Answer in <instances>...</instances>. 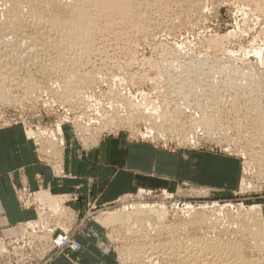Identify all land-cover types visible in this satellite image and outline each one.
I'll return each instance as SVG.
<instances>
[{
  "label": "rangeland",
  "instance_id": "374dc122",
  "mask_svg": "<svg viewBox=\"0 0 264 264\" xmlns=\"http://www.w3.org/2000/svg\"><path fill=\"white\" fill-rule=\"evenodd\" d=\"M71 1H57L58 4L53 5L52 9L48 8L50 11L47 10L44 15L51 17L56 14L55 16L68 18L69 6L77 0ZM88 1L92 2V0ZM135 4L132 7V10L135 8L134 11H128L136 15L130 13V16L133 15L130 23H128L130 16L123 14L124 16L121 17L122 14L119 13L120 16L118 14L115 16L121 17L120 20L117 18L119 21L116 19V25L110 24L106 18L99 21V27L103 26L102 29L100 28L102 32L96 26L95 32L91 33L94 34L93 37L89 36L90 39H83V42L82 39L79 41L71 39L72 42L65 40V43H71L68 44L69 51L65 50L66 56H64L65 52L58 55L55 52L58 49L54 48L62 43L64 45V41H52L55 46L51 44V48L54 51L49 48L50 52L46 50L47 55V52L42 50L44 56L39 60L43 63L39 61L37 64L33 60H26L25 62H29L26 65L20 63L22 69H18L17 76L0 83L3 85V88L0 86V131L18 128L25 135L33 133L31 137L28 135L27 137L34 142L40 162L43 166L51 167L56 173L60 172L59 175H64L65 155L70 157L67 158V162L73 167L72 170H79L82 164L80 160L94 158L92 150L101 145L102 140L116 137L122 140L123 142L120 143L123 144L146 142L155 150L160 148L172 154L192 152L200 156H216L217 167L223 165V168L226 167L225 170L231 171V176L215 182L173 177L167 180V184H156L151 188L125 192L108 204L98 206L94 204L95 202H91L86 210L71 207L67 202L69 199L77 201L81 198L77 193L56 194L66 196L62 200V205L67 210V214H64L66 216L54 211L51 205L56 204L55 202H50L51 205L45 203L52 209V213L46 209L41 223L45 227L50 225L56 228L57 232L64 230L73 232L74 238L82 244L79 249L85 246L82 251L74 252V257L72 256L74 260L72 259L71 263L68 261L67 264H178L176 257L169 261L161 257L148 261L150 258L146 256L145 258L144 255L151 250L154 252L152 246L162 244L164 241L176 242L178 239L188 241L187 248L190 246L193 248L195 245L190 243L196 239L209 238H220L221 244L242 245L240 253L245 257L244 259L250 261L254 258L251 261L256 259L262 261L264 248L259 250L257 243L256 247L254 243L256 238L252 239L253 234H248V231L242 229V223L249 221L245 218L249 217L245 216V213L248 214L251 206H264V0H138V2L135 0ZM10 6L8 1L0 0V35L3 34V41L8 39L2 43L5 45V42L11 39L10 43L8 42L10 48L6 46L7 44L4 48L9 49L8 51H13L14 48L15 51H21L24 45L41 47L39 41L36 43L37 41L32 38L44 23L38 25L37 22H33V25L28 21L20 24L10 23L8 17L6 19ZM106 22L109 26L105 25ZM39 25L41 28L35 29V26ZM58 26L55 27L60 30L63 28ZM55 27L53 32L56 31ZM19 37L21 42H17L16 38ZM15 41L17 43H14ZM79 46L81 48L78 50ZM85 46L90 49L86 50ZM75 48L77 49L74 50ZM82 48H85V52L82 50L84 58L81 55L80 58L77 54ZM259 53L263 55L259 56ZM53 55L55 58L59 57L55 59ZM70 58H73L72 61ZM76 58L78 61L81 60V64L77 61L80 65L75 62ZM18 60L13 59V63H17ZM67 60L71 65L73 64L70 65L71 69L69 63H67L68 67L65 63ZM190 61H195L197 65L199 63L197 66L199 70L194 69L195 75L190 76L193 83L187 86L183 82L188 76L183 69ZM52 62L54 64L56 62L57 69ZM60 62L64 68L60 66ZM20 67L18 64V68ZM69 73L77 76L74 78L76 84L81 80V84L79 83V87L77 84L76 91L73 92L72 100L66 95L67 88L64 82ZM66 75L67 77H63ZM249 92L252 94L250 95ZM121 98H128L130 102L137 103L141 108V114H130V106L121 104L123 102ZM119 100L122 101L120 104ZM148 106H152V109ZM153 107L156 110L158 108V114ZM166 114L172 116L170 120L165 118ZM207 119H211V122ZM206 122L212 125L207 123L208 125L205 126ZM59 127L63 129L60 130ZM42 131L47 135H40ZM52 133H57L60 137L64 136L65 139L64 144L53 145L55 150L49 145ZM141 133L147 136H142ZM186 136L191 137L192 143L185 138ZM151 175L157 177L155 172ZM159 180L160 177L157 181ZM37 197L36 194L35 202L38 201ZM37 203L39 204L36 205L37 209L42 215V208L46 206L41 202ZM143 204L157 207H147ZM162 205L164 208L161 209ZM94 206L96 208L93 209ZM133 206L137 207L133 208ZM165 207L168 208V213L163 219L156 209L163 211L167 209ZM188 213L202 214L214 220V224L212 221L211 223L203 221L202 224L195 223L191 224L192 226L180 225L179 222L183 224L189 217ZM100 217L104 219L103 224L96 221ZM263 217L259 215L258 218L250 219L253 232L263 230ZM136 220L142 225L146 224L148 228L143 232L132 233L126 222ZM158 224L174 226V237L165 228H161L162 231L156 230L154 226ZM86 227L88 230H85ZM85 232H87L86 240L81 236ZM38 239H36L37 243L41 244L32 252H29L31 249L29 247L16 251L1 245L0 264H30V262L54 264L58 256L65 254L66 251L79 250L54 247L45 233H41ZM28 241L31 246L33 239L29 238ZM130 247L132 254L138 253V250L141 253L144 249L145 251L149 249L150 251L147 250L143 255L146 260L129 255ZM220 248L223 250L225 248V251L227 248L228 251L226 245L222 244ZM4 250L8 252L3 253ZM21 254H24L23 260L19 259ZM190 260L188 259L187 263L192 264V257Z\"/></svg>",
  "mask_w": 264,
  "mask_h": 264
},
{
  "label": "crops",
  "instance_id": "0c3cea01",
  "mask_svg": "<svg viewBox=\"0 0 264 264\" xmlns=\"http://www.w3.org/2000/svg\"><path fill=\"white\" fill-rule=\"evenodd\" d=\"M121 141L116 137L102 140L101 145L92 150L94 158L80 160L79 170H72L67 162L70 157L65 155L64 175L59 176L51 167L43 166L34 142L21 129L0 131V233L7 238L18 236L25 222L37 216L35 208H24L20 204L15 191L19 185L26 184L35 191L50 190L54 194L77 193L81 198L69 201L71 207L86 210L91 202L98 206L108 204L125 192L167 184L173 177L215 182L231 176V171L225 170L223 165L217 167L216 156L192 152L178 155L160 148L155 150L146 142L123 144ZM153 172L156 178L151 175ZM159 177L161 180L157 181ZM86 233L81 234L84 240ZM84 247L66 251L54 264L71 263L74 252Z\"/></svg>",
  "mask_w": 264,
  "mask_h": 264
},
{
  "label": "bare ground",
  "instance_id": "6f19581e",
  "mask_svg": "<svg viewBox=\"0 0 264 264\" xmlns=\"http://www.w3.org/2000/svg\"><path fill=\"white\" fill-rule=\"evenodd\" d=\"M5 1V0H4ZM9 2V5H11L10 7V11H9V14H8V16H6V19H7V17H8V21L11 23V22H14V23H16V24H20V23H23V22H26L27 23V21H28V23L29 22H31L33 25H34V23L33 22H37V25H38V23L40 24V23H44L43 25H42V28L40 27V25L38 26V27H36L35 26V29L37 28H41L38 32H37V34L35 35L34 34V37L32 38V39H34L35 41H37L36 43H38V41H39V43L38 44H40L41 45V47H38V46H32V45H29V46H26V45H24V48L22 49L21 47V51H15V49L16 48H14V50L13 51H8L9 49H5L4 48V46L6 45L7 47H9L8 46V42L10 43V41H11V39H9L10 41H8V42H5L6 44L4 45L2 42H4L7 38H6V36H7V34H6V36H5V40L3 41V34L2 35H0V83H2V81L4 80V81H7L8 80V78L9 79H11V78H14V77H16L17 76V73H19V70L20 69H22V67H20V66H22V65H20V63H25V65H26V63L28 64L29 62H25L26 60H29V61H31V60H33V61H35V62H37V64L39 63V59H42V57L44 56V51H42V50H47V51H49V48H51V44L53 43L52 41H64V45H63V43H62V45H59L57 48L56 47H54L55 45H53L52 44V46L57 50V51H55L56 53H58V55H62V54H64V52H65V50L68 48V44L69 43H65L67 40H77V41H79V40H81L82 39V42L84 41L83 39H90V37L89 36H92L93 37V35L94 34H92L91 35V33H92V31L93 32H95L94 31V29L96 28V26H98L99 27V21H102V19H104V18H106L107 20H108V22H110V24L111 23H114L115 24V22H116V19L118 18H121V17H123L124 15L123 14H126V15H128V16H130L131 14L130 13H133V12H128V11H131L132 10V7H133V5L135 4V0H92V2L91 1H88L87 2V0L86 1H84V0H77V1H75L74 3H72V5H68L69 6V13H70V16L68 17V18H64V17H60V15L59 16H51V17H47V16H45L44 15V13L48 10V12L50 11L48 8H51L53 5H56V4H58L57 3V1H59V0H6V2ZM71 2H73V0L71 1ZM137 2H138V0H137ZM149 4V3H148ZM140 5V4H139ZM260 5V4H259ZM67 6V5H66ZM135 6H136V4H135ZM53 8V7H52ZM51 8V9H52ZM135 9V8H134ZM134 9L132 10V11H134ZM259 9V8H258ZM7 10V9H6ZM8 11V10H7ZM255 12V11H254ZM119 13L120 14H122L121 15V17H115L117 14L119 15ZM134 14V13H133ZM47 15V14H46ZM51 15V14H50ZM49 15V16H50ZM135 15V14H134ZM120 16V15H119ZM127 16V17H128ZM133 16V15H132ZM132 16H130V19H129V21H128V23H130L131 22V17ZM136 16V15H135ZM141 16V15H140ZM125 18V17H124ZM117 19V20H118ZM120 20V19H119ZM118 20V21H119ZM122 20V19H121ZM128 20V19H127ZM133 20V19H132ZM52 22V25H51V22ZM126 22V21H125ZM127 23V24H128ZM50 24L51 26H48V25ZM58 24L60 25V26H58ZM103 24V23H102ZM118 24H119V22H118ZM54 25V26H53ZM58 26V27H62L63 26V28H61V30L60 29H57V27H55V26ZM105 25L107 26H109V23L107 24V22L105 23ZM116 25V24H115ZM125 25V24H124ZM128 25H131V24H128ZM29 26V25H28ZM28 26H27V28L26 29H28ZM31 26V25H30ZM55 27V32H53L54 30V28L53 27ZM101 26L102 25H100V27H99V30L101 31ZM114 26V25H113ZM112 25H111V27H113ZM14 27H15V25H14ZM21 27H22V25H21ZM34 27V26H33ZM103 27V26H102ZM123 27V26H122ZM136 27V26H135ZM31 28V27H30ZM66 28V29H65ZM101 28V29H100ZM114 28H115V26H114ZM20 29V28H19ZM32 29V28H31ZM63 29V30H62ZM108 29V28H107ZM136 29V28H135ZM6 30V29H5ZM106 30V29H105ZM132 30V29H131ZM16 31V30H15ZM34 31H36V30H34ZM97 31V30H96ZM130 31V30H129ZM147 31V30H146ZM102 32V31H101ZM128 32V31H127ZM11 33V32H10ZM104 33V32H103ZM110 33V32H109ZM143 33V32H142ZM1 34V33H0ZM122 34V33H121ZM123 35V34H122ZM121 35V36H122ZM126 35V34H125ZM2 36V37H1ZM15 36H17V35H15ZM12 38V37H11ZM20 38V37H19ZM19 38H16L17 39V42H21L22 40H21V38L19 39ZM23 39V38H22ZM122 39V38H121ZM212 39V38H211ZM8 40V39H7ZM6 40V41H7ZM34 40H33V42H34ZM66 40V41H65ZM72 40H71V42H72ZM125 40V39H124ZM128 40V39H127ZM137 40V39H136ZM225 40V39H224ZM25 41V40H24ZM32 41V40H31ZM85 41H89V40H85ZM91 41H92V39H91ZM223 41V40H222ZM221 41V42H222ZM16 41L14 42V43H17ZM27 42V41H26ZM33 42H32V44H33ZM52 42V43H51ZM56 42V43H57ZM68 42V41H67ZM12 44H13V41L11 42ZM87 43V42H86ZM215 43V42H214ZM2 44H3V46H2ZM22 44V43H21ZM35 44V43H34ZM67 46H66V45ZM71 44V43H70ZM69 44V45H70ZM73 44H74V42H73ZM10 45V44H9ZM28 45V44H27ZM77 45V44H76ZM75 45V47H77ZM83 45V44H82ZM81 45V47H83ZM11 46V45H10ZM21 46V45H20ZM23 46V45H22ZM31 46V47H30ZM128 46V45H127ZM14 47V46H13ZM71 48H72V46H70ZM69 47V48H70ZM80 46H79V48H78V50L81 48ZM86 47V46H85ZM181 47V46H180ZM180 47H179V50H180ZM10 48V47H9ZM12 48V47H11ZM70 48V49H71ZM73 48H74V46H73ZM89 47L87 46L86 47V50L88 49ZM52 49V48H51ZM77 48H75L74 50H76ZM84 49L85 48H82L81 49V51H79V52H81V53H79V52H77V54L79 55V57L81 58V56L83 57V53H82V50H83V52H85L84 51ZM90 49V48H89ZM41 50V51H40ZM53 51H54V49H52ZM68 50V49H67ZM66 50V52H68ZM77 50V51H78ZM92 50V49H91ZM46 51V52H47ZM257 51V50H256ZM261 51V50H260ZM23 52H25V53H23ZM50 52V51H49ZM54 52V53H55ZM65 52V54H64V56H66V53ZM75 52V51H74ZM87 52H89V51H87ZM259 52V51H258ZM53 53V52H52ZM52 53H50L51 55H52ZM181 53V52H180ZM86 54V53H85ZM90 54V53H89ZM258 54V53H257ZM262 55H263V53H261ZM47 55H48V52H47ZM46 54H45V56H47ZM50 55V56H51ZM57 55V54H56ZM76 55V54H75ZM77 55V56H78ZM81 55V56H80ZM175 55V54H174ZM173 55V56H174ZM177 55V54H176ZM182 55H183V53H182ZM262 55H260V53H259V56H262ZM42 56V57H41ZM54 56V55H53ZM21 57H23V58H21ZM49 57V56H48ZM46 58L45 57V59H49V58ZM59 56H57L56 58H58ZM62 57V56H61ZM67 57H69V56H67ZM72 57V56H71ZM74 57H76V56H74ZM73 57V58H74ZM179 57H181V56H179ZM258 57V56H257ZM21 58V59H20ZM51 58H52V56H51ZM50 58V59H51ZM54 58H55V56H54ZM53 58V59H54ZM55 58V59H56ZM72 58V59H73ZM78 58V57H77ZM76 58V59H77ZM84 58V57H83ZM82 58V59H83ZM262 58V57H261ZM13 59H19L18 60V62L17 63H13ZM44 59V58H43ZM71 59V58H70ZM70 59H68L69 61H70ZM72 59H71V61H72ZM76 59H74L75 60V62H77L78 61V59L76 60ZM64 60V59H63ZM68 60H67V62H65L66 63V65H67V63H69V68H70V62H68ZM73 60V61H74ZM131 60V59H130ZM262 60V59H261ZM15 61V60H14ZM17 61V60H16ZM65 61V60H64ZM81 61V60H80ZM80 61H78L80 64H81V62ZM40 62H42V61H40ZM77 62V63H78ZM43 63V62H42ZM50 63V62H49ZM61 63V62H60ZM78 63V65H80ZM82 63H84L83 61H82ZM18 64H19V67L20 68H18ZM34 64V63H33ZM45 64L46 63H44V66H45ZM52 64L53 65H55V68L57 69V67H56V62H55V64L52 62ZM179 64V63H178ZM48 65V64H47ZM52 65V66H53ZM62 65V63L60 64V66ZM73 65V64H72ZM71 65V66H72ZM75 65H76V63H75ZM150 65V64H149ZM181 65H183V64H181ZM198 65H199V63H198ZM197 65V63L195 62V61H193V62H189L188 64L186 63V65L184 66V69L183 70H185V73H186V76H188L187 78H186V81L185 82H183V83H185L187 86H189L191 83H193L192 81V78L190 77L191 76V74H194L193 73V71H194V69L196 70V69H198V66ZM28 66V65H27ZM27 66H24V67H27ZM31 66H33L32 64H31ZM50 66V65H49ZM179 66H180V64H179ZM54 67V66H53ZM66 67V66H65ZM67 67H68V65H67ZM74 67V66H73ZM77 67V66H76ZM43 68V67H42ZM45 68V67H44ZM46 68H48V67H46ZM62 68H64L63 67V65H62ZM61 68V69H62ZM68 68V69H69ZM72 68V67H71ZM70 68V69H71ZM19 69V70H18ZM59 69H60V67H59ZM74 69V68H73ZM231 69V68H230ZM76 69H74V71H75ZM199 70V69H198ZM197 70V71H198ZM236 70V69H235ZM55 72L57 71V70H54ZM58 71H61V70H58ZM63 71V70H62ZM61 71V72H62ZM201 71V70H200ZM226 71H227V69H226ZM243 71V70H242ZM71 72V71H70ZM76 72V71H75ZM224 73H226L225 71H223ZM223 72H221L222 74H223ZM66 73V72H65ZM29 74V73H28ZM67 74V73H66ZM70 74V73H69ZM68 74V75H69ZM71 74H73V73H71ZM69 75L68 77H67V75L66 76H63V77H67V78H65L66 80L64 81L65 82V85H66V88H67V93H66V95H67V97L70 99V100H72V97H74L73 95H74V91H76V87H77V84H78V87H79V85L81 84L80 82H81V80H78V81H80L79 83H75V81H74V78L75 77H77V76H73V75ZM74 74H76L77 75V73H74ZM64 75V74H63ZM195 75V74H194ZM234 75V74H233ZM20 76V75H19ZM59 76V75H58ZM93 76V75H92ZM245 76V75H244ZM248 76V75H247ZM91 77V76H90ZM195 77V76H194ZM206 77V76H205ZM228 77V76H227ZM200 78V77H199ZM228 78H230V77H228ZM78 79V78H77ZM76 79V80H77ZM81 79V78H80ZM89 79V78H88ZM117 79V78H116ZM115 79V80H116ZM120 79V78H119ZM183 79V78H182ZM195 79L196 78H194V81H195ZM231 79V78H230ZM199 80H201V79H199ZM203 80V79H202ZM235 80V79H234ZM233 80V81H234ZM77 81V82H78ZM230 82L232 81V80H229ZM58 82V81H57ZM220 82V81H219ZM223 82V81H222ZM229 82V83H230ZM241 82V81H240ZM60 83V82H59ZM200 83V82H199ZM198 83V84H199ZM204 83V82H203ZM225 83V82H224ZM4 84V83H3ZM9 84L11 85V83L9 82ZM63 84V83H62ZM82 84H83V81H82ZM196 84V83H195ZM202 84V83H201ZM255 84H257V83H255ZM259 84H261V83H259ZM24 85V84H23ZM205 85H206V82H205ZM238 85H240V83L238 84ZM264 85V84H263ZM0 86L3 88V85H1L0 84ZM13 86V85H12ZM22 86V85H21ZM229 86V85H228ZM257 86V88H258V85H256ZM193 87H195V86H193ZM242 87V86H241ZM249 87V86H248ZM7 88V87H6ZM9 88V87H8ZM29 88V87H28ZM37 88V87H36ZM196 88V87H195ZM212 88V87H211ZM216 88V87H215ZM245 88V87H244ZM252 88V87H251ZM5 89V88H4ZM10 89V88H9ZM189 89V88H188ZM187 89V90H188ZM205 89H206V87H205ZM227 89V88H226ZM253 89V88H252ZM255 89V88H254ZM180 90V89H179ZM243 90V89H242ZM3 91V90H2ZM189 91H190V89H189ZM194 91V90H193ZM253 91H255V90H253ZM252 91V92H253ZM114 92V91H113ZM125 92V91H124ZM204 92V91H203ZM246 92V91H245ZM260 92V91H259ZM5 93V92H4ZM9 93V92H8ZM129 93V92H128ZM179 93H180V91H179ZM189 93V92H188ZM202 93V92H201ZM250 93V95L252 94L251 92H249ZM256 93H258V92H255V94ZM115 94V93H114ZM123 94V93H122ZM206 94V93H205ZM237 94V93H236ZM243 94V93H242ZM241 94V95H242ZM10 96H11V94H9ZM119 95V94H118ZM180 95V94H179ZM188 95V94H187ZM186 95V96H187ZM216 95V94H215ZM215 95H214V97H215ZM244 95V94H243ZM249 95V96H250ZM5 96V95H4ZM9 96V97H10ZM78 96V95H77ZM126 96V95H125ZM182 96H184V95H182ZM217 96H219V95H217ZM216 96V97H217ZM248 96V95H247ZM1 97V96H0ZM87 97V96H86ZM123 97V96H122ZM169 97V96H168ZM187 97H189V96H187ZM243 97V96H242ZM253 97H254V95H253ZM4 98V97H3ZM81 98V97H80ZM126 98V97H125ZM129 98V97H128ZM128 98L127 99H122L121 98V100L123 101H121V100H119L118 102H119V104L121 103V104H125V105H128V106H130L129 107V109H130V111L131 112H129L130 114H132V115H136V114H141V108H140V106L137 104V103H135L134 101L133 102H130L129 100H128ZM213 98V97H212ZM67 99V98H66ZM133 99V98H132ZM209 99V98H208ZM131 100V99H130ZM186 100H187V98H186ZM212 100V99H211ZM228 100V99H227ZM232 100V99H231ZM238 100V99H237ZM255 100V99H254ZM6 101V100H5ZM121 101V102H120ZM137 101V100H136ZM143 101V100H142ZM156 101V100H155ZM154 101V102H155ZM258 101V100H257ZM101 102V101H100ZM137 102H139V100L137 101ZM153 102V103H154ZM188 102V101H187ZM214 102V101H213ZM231 102V101H230ZM129 103V104H128ZM144 103V102H143ZM190 103V102H189ZM215 103V102H214ZM219 103V102H218ZM93 104V103H92ZM116 104H118V103H116ZM244 104H245V102H244ZM95 105V104H94ZM154 105H157V104H155L154 103ZM191 105V104H190ZM116 106V105H115ZM114 106V107H115ZM119 106V105H118ZM162 106H163V104H162ZM150 106H148V108H149ZM152 107V106H151ZM150 107V108H151ZM158 107V106H157ZM179 107V106H178ZM261 107V106H260ZM118 108V107H117ZM147 108V109H148ZM154 108V107H153ZM160 108V107H159ZM200 108V107H199ZM121 109V108H120ZM125 109V108H124ZM147 109H146V111H147ZM152 109V108H151ZM155 109V108H154ZM149 110V109H148ZM259 110V109H258ZM145 111V112H146ZM154 110H152V112H153ZM155 111L157 112H159V110H158V108H157V110L155 109ZM153 112V113H156V112ZM255 111V110H254ZM148 112V111H147ZM158 112L156 113V114H158ZM173 113V112H172ZM252 114V113H251ZM100 115H101V113H100ZM143 115V114H142ZM172 115V114H171ZM128 116V115H127ZM161 116V115H160ZM228 116V115H227ZM261 116V115H260ZM106 117V116H105ZM158 117V116H157ZM171 117L172 116H170L169 114H166V119L167 120H170L171 119ZM103 118V117H102ZM112 118V117H111ZM176 118V117H175ZM206 118V117H205ZM126 119H128V118H126ZM209 119V118H208ZM207 119V120H208ZM102 120V119H101ZM110 120V119H109ZM211 120V119H210ZM210 120H208V121H210ZM245 120V119H244ZM127 121V120H126ZM144 121V120H143ZM142 121V122H143ZM159 121V120H158ZM172 121V120H171ZM174 121H176L175 119L173 120V122ZM128 122V121H127ZM135 122V121H134ZM157 122V121H156ZM167 122H170V121H167ZM211 122V121H210ZM209 122V123H210ZM264 122V121H263ZM101 123H102V121H101ZM105 123V122H104ZM171 123V122H170ZM175 123V122H174ZM208 122H206L205 123V126H207L208 124H207ZM262 123V122H261ZM78 124V123H77ZM178 124V123H177ZM207 124V125H206ZM169 125V124H168ZM176 125V124H175ZM182 125V124H181ZM209 125H212L211 123L209 124ZM174 126V125H173ZM177 126V125H176ZM81 127V126H80ZM191 127V126H190ZM178 128V127H177ZM186 128V127H185ZM189 128V127H188ZM210 128V127H209ZM58 129H60V130H62L63 128H61V127H59ZM75 129V128H74ZM77 129V128H76ZM150 129H153V128H150ZM165 129V128H164ZM167 129H169V128H167ZM207 129V128H206ZM31 130V129H30ZM30 130H29V132H30ZM155 130V129H154ZM181 130V129H180ZM27 131V130H26ZM48 131V130H47ZM172 131V130H171ZM181 131H183V129L181 130ZM189 131V130H188ZM29 132H27V133H29ZM60 133V132H59ZM40 135H44V134H46L47 135V133H45V131H42V132H40L39 133ZM142 134V136H147V134H144V133H141ZM153 134V133H152ZM264 134V133H263ZM29 137H31L32 135H33V133H31L30 135L29 134H27ZM35 135V134H34ZM52 135V140H51V142H50V147H52L53 149H54V146L53 145H57V143H62V144H64L65 143V139H64V136H62V137H60V136H58V134L57 133H52L51 134ZM188 136H190V135H188ZM188 136H186L185 138L189 141V142H191L192 141V139H191V137H188ZM192 137H194V136H192ZM40 138V137H39ZM51 138V137H50ZM42 140V139H41ZM183 141V140H182ZM42 141H40V143H41ZM44 142V141H43ZM192 143V142H191ZM37 144H39V143H37ZM42 144H44V143H42ZM40 145V144H39ZM189 145V144H188ZM41 146V145H40ZM55 150V149H54ZM41 152V151H40ZM63 162V161H62ZM62 166V165H61ZM60 172H58V174H59ZM57 174V175H58ZM60 176V175H59ZM141 191H143V190H141ZM37 195H38V197H37V199L40 201V202H42V203H48V204H50V202H55L56 204H54V205H51V206H53V208H54V211H59V213H61L63 216H66V215H64L65 213L67 214V210H66V208L62 205V200H63V198L64 197H66V196H59V195H56V194H54V193H52L50 190H44V189H41V191H38L37 192ZM143 205H145V206H147V207H150L152 204H150V206H148V205H146V204H143ZM142 205V206H143ZM138 206V205H137ZM137 206H133V208L134 207H137ZM141 206V207H142ZM154 206V205H153ZM153 206H151V207H153ZM156 206V205H155ZM154 206V207H155ZM163 206V205H162ZM162 206H160L161 207V209L162 208H164V206L162 207ZM166 206V205H165ZM225 206V205H224ZM240 206V205H239ZM140 207V206H139ZM157 207V206H156ZM159 207V208H160ZM144 208V207H143ZM165 208H167V207H165ZM147 209V208H146ZM155 209V208H154ZM139 210V209H138ZM168 208L167 209H164L163 211H160L159 209H156V212H160V215H161V217L164 219V217H165V214H167L168 213ZM259 214H258V213ZM56 214H57V212H56ZM114 214V213H113ZM189 215V217L183 222V224H181V222H179L180 223V225H185V226H188L189 224L191 225V224H195V223H200V224H202L201 222H210L211 223V221H212V223L214 224V220H212L211 218L209 219V218H207V217H204L202 214H200V215H198V214H196V215H193L192 213H188ZM258 214V215H257ZM246 215H248L249 217H245L247 220H249L248 222L246 221V222H243L242 223V229L243 230H245V231H248V234L250 233V234H253V237H252V239H254V238H256V242L254 241V243H255V245H256V243L258 244V249L260 250V249H263L264 248V228H263V230H259V231H257V232H253V230H254V228H252L253 226H252V224H251V221H250V219L252 218H258V216L259 215H262V217L264 216V206H260V205H253V206H251L250 207V209H249V211H248V214H246L245 213V216ZM256 216V217H255ZM104 217H106V216H104ZM150 218V217H149ZM264 218V217H263ZM251 219V220H252ZM104 219H103V217H100L98 220H96L97 221V223H101V224H103L102 222H104L103 221ZM184 220V219H183ZM149 221H151V220H149ZM162 222V221H161ZM127 223V225L129 224V228L131 229V232L133 233H135V232H138V231H142L143 232V230H145V228H148L147 227V225L146 224H141V222L139 221V220H136V221H129V222H126ZM150 224H151V222H150ZM177 224V223H176ZM175 224V225H176ZM207 224V223H206ZM256 224H257V222H256ZM178 225V224H177ZM203 225H205V224H203ZM210 225V224H209ZM185 226H183V227H185ZM192 226V225H191ZM178 226H176V228H177ZM238 227V226H237ZM111 228H112V226H111ZM153 228V227H152ZM154 228L156 229V230H161V228L163 229V228H165V230H168V232H170L171 233V236H173L174 235V231H175V227L174 226H172V225H167V224H158V225H156V226H154ZM262 228V227H261ZM129 229V230H130ZM154 229V230H155ZM260 229V228H259ZM151 230V229H150ZM153 230V231H154ZM156 230L154 231V232H156ZM162 231V230H161ZM164 231V230H163ZM217 231V230H216ZM139 232V233H140ZM174 232V233H173ZM244 232V231H243ZM110 233H111V231H110ZM151 233V232H150ZM136 235V234H135ZM151 235V234H150ZM146 236H147V234H146ZM149 236V235H148ZM163 236V235H162ZM168 236H170L169 234H168ZM135 237V236H134ZM158 237V236H157ZM161 237V236H160ZM174 237V236H173ZM172 237V239H174ZM131 238V237H130ZM152 238V237H151ZM206 238H208V236L206 237ZM136 239H137V237H136ZM148 239V238H147ZM189 239V238H188ZM195 239V238H194ZM158 240V239H157ZM222 240V239H221ZM237 240V239H236ZM148 241V240H147ZM164 241V240H163ZM190 241V240H189ZM196 241V243H194ZM193 243H190V244H192V245H195L193 248L191 247H189V248H187V243L186 242H188V241H181V240H176V242L173 240V241H168V242H163L162 244H155L156 246H152L151 244H150V246H152V248L154 249V252H152L153 250H151V252H147L146 253V251L147 250H149V249H146V251H145V249H144V247H142L143 249H144V251H141V249H140V251H141V253L139 252V250H138V253H134V254H132V248L130 247L129 248V251L130 252H128L129 253V255H133V256H135V258H137V259H140V258H142V259H145L146 257H149L150 259H148V261H152V260H156V258L157 257H161L162 259L164 258V259H166V261L168 260H170L171 258L173 259V258H175V259H177L178 260V264H191V262H189V263H187V261H188V259H189V261H191L190 260V258L192 257V264H264V260H262V261H258V259H256L255 261H251V260H253V259H251L250 261L249 260H247V259H244L245 257H242V255H241V253H240V248H241V246H237V244H236V246H235V244L232 246V244H230V245H228V244H224V243H222L223 245H226V246H228V251H227V248H226V251H225V248H224V250L223 249H221L220 247H221V243H219L220 242V238L219 239H214V238H209V239H205V240H198V239H196ZM191 242V241H190ZM104 242H102V244H103ZM128 243V242H127ZM134 243V242H133ZM150 243V242H149ZM160 243V242H159ZM205 243V244H204ZM237 243V242H236ZM219 244H220V246H219ZM239 244V243H238ZM116 245H117V243H116ZM138 246V245H137ZM148 246V245H147ZM146 245H145V247H147ZM225 247V246H224ZM256 247H257V245H256ZM138 248V247H137ZM139 248H140V246H139ZM151 248V249H152ZM101 249V248H100ZM221 249V250H220ZM251 249V248H250ZM150 251V250H149ZM181 251V252H180ZM103 252H105V251H103ZM144 253H146L145 255H144ZM175 253H178V254H175ZM261 253H263V252H261ZM126 254V253H125ZM149 254V255H148ZM151 254V255H150ZM243 254V253H242ZM143 255H144V257H143ZM148 255V256H147ZM151 256V257H150ZM132 257V256H131ZM134 259V258H133ZM136 259V260H137ZM158 259V258H157ZM187 259V260H186ZM146 260V259H145ZM186 260V261H185ZM144 261V260H143ZM194 261V262H193ZM258 261V262H257ZM156 262V261H155ZM163 262H164V260H163ZM152 263H154V262H152Z\"/></svg>",
  "mask_w": 264,
  "mask_h": 264
},
{
  "label": "built area",
  "instance_id": "2783aa9c",
  "mask_svg": "<svg viewBox=\"0 0 264 264\" xmlns=\"http://www.w3.org/2000/svg\"><path fill=\"white\" fill-rule=\"evenodd\" d=\"M15 191H16V195H17L18 200H19L20 204L22 205V207H24V208H31V207L35 208L36 213L38 211V213H37L38 216H36L37 218L31 219L29 223H28L29 220L27 222H25L23 229L18 236L7 238L0 233V246L5 245L4 247H8V248H11L12 250H16V251L29 247V248H31L29 250V252H32L33 250H37V249H35L37 245L41 244L40 242L37 243V240H36V239H38V236H40L41 233H45L46 235H48V238L50 239V242L53 243L54 247L57 246V247L63 248V249H65V248L79 249L82 246L81 242L78 239L74 238L73 232H71L69 230H66V231L64 230L63 232H57L56 228H53L50 225H47V227H45V225H43L41 223L43 221L42 217L45 215L44 212H46L45 210L49 209V212L51 211V213H52V209L49 207V205L43 203V205H45L47 208L46 207L42 208L43 209L42 215L39 213V210L37 209L36 205L39 206V204L37 202H40V201L39 200L37 202L34 201V197L36 196L38 191L32 190L26 184L16 186ZM61 195H65V194H61ZM76 199H77V197H76ZM32 200H33V202H32ZM69 201H71V199H69L67 202H69ZM40 208L41 207H39V209ZM94 208H96V206H94L93 209ZM49 216H51V215H49ZM29 238L33 239V243L31 244V246H30V243L28 241ZM1 252L2 251H0V253ZM7 252L8 251H5V250L3 251V253H7ZM21 253H24V252H21ZM23 255L24 254L20 255V258H19L20 260H23ZM47 262L48 261H46V263ZM30 264H33V263L30 262Z\"/></svg>",
  "mask_w": 264,
  "mask_h": 264
}]
</instances>
